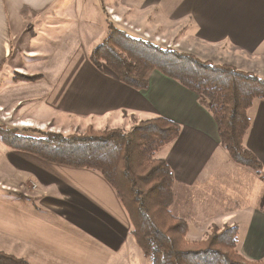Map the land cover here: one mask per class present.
I'll use <instances>...</instances> for the list:
<instances>
[{"label": "crops", "instance_id": "crops-1", "mask_svg": "<svg viewBox=\"0 0 264 264\" xmlns=\"http://www.w3.org/2000/svg\"><path fill=\"white\" fill-rule=\"evenodd\" d=\"M107 9L147 36L146 18L159 10L198 55L264 81V0H0V113L22 128L52 121L40 117L42 107L96 130L128 131L155 117L177 124L178 137L158 152L173 174L171 213L193 242L212 227H237L240 254L264 260V100L248 110L243 140L257 173L227 155L203 96L158 72L134 90L90 63L107 34ZM0 149L10 172L1 184L0 252L28 264L145 263L125 209L98 173ZM32 184L29 197L19 194Z\"/></svg>", "mask_w": 264, "mask_h": 264}, {"label": "trees", "instance_id": "trees-1", "mask_svg": "<svg viewBox=\"0 0 264 264\" xmlns=\"http://www.w3.org/2000/svg\"><path fill=\"white\" fill-rule=\"evenodd\" d=\"M106 37L89 54L98 70H109L122 84L145 90L153 72L206 98L220 143L230 159L257 173L260 163L243 145L250 127L248 110L264 100V81L227 65L202 62L172 49L133 38L106 23ZM180 127L162 117L137 122L128 131H94L83 135L0 130L1 143L51 165L98 173L125 209L131 235L148 264H264L250 262L238 250L235 226L212 227L201 241H190L187 223L170 211L173 174L158 157L179 135ZM0 264H28L0 252Z\"/></svg>", "mask_w": 264, "mask_h": 264}, {"label": "rangeland", "instance_id": "rangeland-1", "mask_svg": "<svg viewBox=\"0 0 264 264\" xmlns=\"http://www.w3.org/2000/svg\"><path fill=\"white\" fill-rule=\"evenodd\" d=\"M107 13L109 15V17H107L109 19V22H111L117 29L121 31L124 30L125 33H128L129 35L133 37H136V38L138 37L140 39L147 38L146 40L145 39H141V40H145L152 44H156L163 49H172L183 55H190L202 62H210L214 65L218 64V63H213L210 60H207L208 58L206 57L198 55V50H195L193 48L194 46H193L192 40L190 38L182 39V34L186 33L185 29L180 32L181 29L179 28V25L176 22V20L174 21L173 19H169V21H166L164 17H161L159 10L153 11V13L147 16L146 18L148 21L147 28L152 29V33L150 36H147L146 33L143 32V29L135 30L133 28L128 27L125 23L121 21V19L116 18L112 10L107 9ZM163 27H164L163 29L164 31L160 32V29ZM106 30H107V26H106ZM155 34H157V36ZM59 59H64V58H58V63H59ZM223 65H227V64H218V66H223ZM55 114L56 112H53L52 110L49 111L48 108L46 109L42 107L41 112H40V117L42 119L45 117H49L50 119H52V121H50L48 124H46L43 127L22 128V127H18L19 126L18 122L8 120L7 119L8 117L0 113V130L8 131V130L13 129V130H17V132L21 134H24L26 130H39V131H44V132L60 133L65 136L70 135V134L83 135L87 131L88 127L92 128L94 131H102V130H96L92 126H86L84 123H81L79 121H74V120L71 121V119L67 120L63 118L61 114L55 117ZM136 123H134L133 126ZM20 125L26 126L27 124L21 123ZM106 130H111V129H106ZM0 142H1V136H0ZM3 145L6 147V149L10 150V148L6 144H3ZM1 154H2V151L0 149V196H3L6 193H3L1 191V188H3L1 187V184L5 180V177H6L5 174L6 173L10 174V172L6 168V166L3 164L2 162L3 158ZM36 188L37 186L33 184L31 186L23 185V187H21L19 190L20 192L19 194L25 197L26 196L29 197L31 193H33V190H35ZM10 190H11L10 192H12V188ZM144 262H145L144 264L147 263L146 260Z\"/></svg>", "mask_w": 264, "mask_h": 264}, {"label": "bare ground", "instance_id": "bare-ground-1", "mask_svg": "<svg viewBox=\"0 0 264 264\" xmlns=\"http://www.w3.org/2000/svg\"><path fill=\"white\" fill-rule=\"evenodd\" d=\"M24 125V124H23ZM26 126H28V125H26Z\"/></svg>", "mask_w": 264, "mask_h": 264}]
</instances>
